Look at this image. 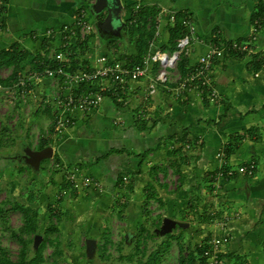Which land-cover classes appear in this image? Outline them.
<instances>
[{
	"label": "crops",
	"instance_id": "obj_1",
	"mask_svg": "<svg viewBox=\"0 0 264 264\" xmlns=\"http://www.w3.org/2000/svg\"><path fill=\"white\" fill-rule=\"evenodd\" d=\"M121 3L119 16L122 26L115 30L105 26L104 32L94 33L93 30L86 52L81 54L84 60L89 61L96 55L111 53V45L115 44L112 40L120 36L123 40L124 53L119 56L126 58L136 53V38L132 37L129 44L126 42L128 35L126 22L130 23L129 19L136 3H140L147 11L166 7L179 13L188 12L193 16L198 39L191 44L187 55L190 67L213 42L246 40L252 32L255 20L263 14L257 16L258 12L264 9V0H121ZM92 4L93 0H7L0 14V52L16 45L28 54L27 58L22 60V69L32 68L33 57L37 52L43 53L40 49L47 39L45 32L52 29L59 33L64 25L72 22V17L80 8L85 9L90 20L93 11L90 12L89 7ZM161 26L159 45L163 50L168 51L167 26L169 25L163 22ZM96 27L95 24V29L98 30ZM49 44L52 50L57 47V41ZM258 49L264 50V27L258 35ZM47 56L51 54L48 53ZM256 59V55L247 57L234 53L216 60L211 70V87L216 93L212 101L207 96L198 97L194 90L186 92L184 97L176 96L171 88L174 84L173 80L168 82L167 87L158 84L155 93L146 97L144 93L151 77L140 79L131 84V93L134 97H139L136 93L141 92L138 104L118 103L112 96H106L92 112L73 113L75 124L57 138L49 135L53 119L52 110L49 107L36 106V115L27 120L28 126L36 122L44 127L47 138L44 134L41 140L53 148V155H56L54 162L56 173H50V177L41 174L39 171L43 165L42 161L38 172L32 171L33 174H28L30 176L27 178L30 183L28 187L31 191V177L34 180L51 181L52 185L49 187L54 189V193L50 202L53 208L58 205L55 209L60 210V214L58 221L47 222L42 226L43 221L38 220V217L43 216L40 210H37L38 205L33 206L32 201L20 203L28 207L30 213H35V230L27 234L32 236L31 242L35 254L40 246L54 242L57 246L55 254H65L66 251L69 256H78L80 261L92 256L95 246L88 247L86 240H95V234L100 228L99 224H96L98 222L93 220V215L97 212L100 215L106 213L107 209L112 208L113 200L131 195L132 182L138 181V177L144 173L145 166L149 165L151 160H167L168 149L181 147L179 137L184 130H187L188 139L194 149H190V142L186 141L185 153L188 156L189 153H195L190 163L194 165L196 162L199 165L196 170L191 167L188 169L189 165H186L188 175L194 174L195 171L197 173L204 171L203 173L208 174L207 178H209L223 164L222 153L225 155L226 165L232 168L241 157L245 158L246 163L251 161L255 163L254 174L244 175L252 179L253 190L245 183L243 192L240 191L232 178L216 179L217 181L210 183L209 186L216 197L217 192L226 182L223 187L224 192L230 199L236 201L239 214L246 213L241 219L244 224L248 223L245 230L239 231L241 234L247 233L245 239L228 235L229 241L222 254L223 264H264V239L261 244L257 242V235L264 234V173H262L264 172V76L254 75L252 62H261ZM154 68L155 64L150 72L151 76L155 74ZM49 82L50 80L45 78L34 84L35 90L32 89L28 98L33 97L35 103L39 105V96L44 89L40 92L36 90L39 84L43 83L46 87ZM142 116H147L148 120H143ZM24 132L26 133L27 130ZM236 135L241 136L242 139L238 143H233L235 151L227 156L226 146L232 136ZM73 170L77 173L74 183L67 178L68 171ZM123 176L127 177L125 183ZM13 177L18 179V176ZM88 177L100 182L101 186L99 188L85 186L84 180ZM32 193L29 192V199L34 196ZM77 196L86 201L72 205L70 201ZM11 209L14 210L13 205ZM175 209L178 208H175L173 203L169 211ZM3 210L0 206V212ZM81 213L88 214L87 219L83 221V223L86 221V226L84 225L81 231L77 230L80 228L75 225L69 227V231L66 228L67 237L66 240H62L61 222L65 220L75 224V221L81 219ZM42 230L44 234L39 233ZM49 232H54L55 235L51 236ZM28 239L21 238L22 243L25 241L27 243L25 246L23 243V249H26L24 256L30 246ZM64 246L66 248H63ZM39 253L41 256V251ZM26 258L29 260L32 257Z\"/></svg>",
	"mask_w": 264,
	"mask_h": 264
},
{
	"label": "rangeland",
	"instance_id": "obj_2",
	"mask_svg": "<svg viewBox=\"0 0 264 264\" xmlns=\"http://www.w3.org/2000/svg\"><path fill=\"white\" fill-rule=\"evenodd\" d=\"M121 7V0H103V5L100 8L89 7V11H93L90 22L93 25L94 33L98 31L95 29L96 16L99 19L108 20L110 27L114 30L122 26L119 16ZM123 34L125 35V33ZM120 35H122L121 32ZM126 40L129 44L131 40L129 29ZM112 42L115 44L111 45L110 52L113 51L114 55L119 57L124 53L121 36L113 39ZM135 48H137V43H135ZM156 67L157 64H155V72ZM22 71L23 69L14 75L16 76ZM12 72V67L0 66V79L11 80L14 77ZM35 87H33L34 90ZM44 87L45 84H39L36 91L40 92ZM136 94H139V97H134L131 90L128 92L125 96L127 104L136 105L140 102L141 92ZM146 95L145 91L144 96ZM35 102L33 97L28 98L27 103H23L19 98L14 103L9 102L0 93V206L1 209H4L0 212V256L11 261H18L21 258L20 252H22L23 243L19 238L24 240L29 238L28 240H30L26 257H33L35 254L31 242L32 236H28L24 231L25 226L30 223L26 221L21 211L12 210L11 205L16 202L27 203V201H32L33 206L38 205L37 210H40L43 216L38 217V220L43 221L42 226H45L47 222L58 221L60 214V210L55 209L58 205L53 208L50 202L54 193V189L49 187L52 185L51 181L34 180L31 177V191L34 196L29 199L31 191H29L28 184L30 183L27 178H30L28 174H31L33 170L24 162L15 159L16 155L22 154V148L26 144L36 149L38 141L46 133L44 127L39 126L36 122L30 123L28 126L27 120L35 117L36 106L40 107ZM24 130L27 132L25 133ZM45 138H47L46 134ZM191 145L190 142V149H194ZM180 148V152L176 153L175 157L169 155L175 149H168L169 158L167 160H151L150 164L145 166L144 173L138 177V181L132 182L131 195L113 200L112 208L107 209L106 213L100 215L97 212L93 215V220L98 222L96 224H99L100 228L95 234V252L89 256V260L84 258L80 261L78 256H69L65 250L63 252L65 251L66 255L64 253L55 254L57 246L51 242L41 247L42 262L40 264H144L151 251L159 252V264H179L180 257L186 259L189 254L194 253L195 248L203 247L206 241L217 233L245 239L247 233L241 234L239 231L240 229L245 230L248 226V223L244 224L245 222H242L241 219L246 213L239 214L236 201L233 198L230 199L224 192L223 187L226 182L215 197L211 192V186H209L210 183L215 182L214 177L210 175L207 178L208 174H204V171L201 173L195 171L194 174L188 175L186 165H189L188 169L191 167L195 170L199 165L196 162L194 165L190 163L195 153L186 155L184 143H181ZM193 151L196 152V150ZM55 156L43 160L39 171L41 174L50 177V173H56ZM244 163L246 160L241 157L233 167L234 175L231 177L242 192L245 183L253 190L252 179L237 172L238 165ZM10 173H12L11 177ZM13 176H18V179ZM78 196L73 197V200L70 201L72 205L86 201ZM173 203L178 209L169 211ZM184 207L186 209L182 210L181 208ZM86 215L88 214L81 213V219L75 221V224L65 220L61 222L62 240H66L67 230L69 231V227L73 225L79 226L80 229L77 230H83L86 222L83 223V221L87 219ZM85 216L86 218H84ZM166 218H172L181 223L180 227L177 224L170 231H163L162 227ZM66 228L68 229L66 230ZM43 231L39 233L44 234ZM13 232L15 235H12ZM49 235L54 236L55 234L49 232ZM52 239L55 240L54 237ZM263 239L264 234L259 233L257 235L258 244H261ZM165 242H168V246H165ZM225 248L226 245L222 254Z\"/></svg>",
	"mask_w": 264,
	"mask_h": 264
},
{
	"label": "built area",
	"instance_id": "obj_3",
	"mask_svg": "<svg viewBox=\"0 0 264 264\" xmlns=\"http://www.w3.org/2000/svg\"><path fill=\"white\" fill-rule=\"evenodd\" d=\"M6 0H0V11L6 6ZM142 5L136 3L130 23L135 22L133 15L136 14ZM154 32L149 41L148 53L139 63H130L126 58H119L114 52L94 56L86 61L84 67L70 70L69 59L74 57L80 64L84 60L82 55L74 50L77 43H83L93 32V25L87 17L83 8L77 10L72 17L70 24L64 25L57 33L49 29L45 32V38L50 43L57 41V47L50 49L49 56L53 66L45 65L39 69H26L20 72L16 78L7 85L0 83V93L9 102H15L18 98L27 103L33 85L47 78L49 84L44 88L39 105L49 107L52 110L53 119L49 135L53 138L60 137L70 126L75 124L73 113L92 112L103 101L104 97L112 96L116 102L126 104L125 96L131 90V84L143 78H150L147 86L146 97L156 91V86L162 84L167 87L170 80L174 81L171 87L176 96L184 97V94L191 90L196 92L198 97L207 96L211 101L215 99L216 93L211 87V70L216 60L224 58L229 54H241L243 56H257L256 60L262 62L261 68L254 71L255 76H264V50L258 49V35L264 27V13L255 22L251 34L246 40H232L230 42H213L205 53L199 56L197 61L190 67L189 72L181 75L178 70V62L181 55H188L191 44L197 41L196 25L193 16L182 13L181 26L184 34L176 39V49L173 51L163 50L158 41L162 32V23L173 25L176 22L178 11L166 7H159L155 10ZM88 45V41H87ZM154 64H157L156 72L152 76L150 72ZM148 120L147 116L141 117ZM224 162L214 172V179L228 180L234 175V168ZM256 169L253 161L238 165L237 172L242 175L252 176ZM77 177L75 170L68 172L67 178L74 183ZM216 180V181H217ZM127 177L123 176V182ZM84 185L99 188L100 182L90 177L84 180ZM229 241L228 235L217 234L208 239L204 244V264H223L222 252ZM264 247V242H263Z\"/></svg>",
	"mask_w": 264,
	"mask_h": 264
},
{
	"label": "trees",
	"instance_id": "obj_4",
	"mask_svg": "<svg viewBox=\"0 0 264 264\" xmlns=\"http://www.w3.org/2000/svg\"><path fill=\"white\" fill-rule=\"evenodd\" d=\"M2 11H0V14L2 13ZM262 13H264L263 8L261 9V11L258 12L257 16L261 15ZM155 14L156 12L154 9L152 11H147L146 9L144 10V8H140V10L136 14L133 15V18H135V22H132V23L126 22L128 23L126 25L128 26L130 37L131 38L135 37L136 43H137L136 53L126 57V59L131 64L132 63L136 64V63L141 62L142 58L148 53L149 41L154 32ZM181 18H182V13H178L176 22L173 25L167 26L168 34H169L168 36L169 43H168L167 49H169L170 51H173L176 49V39L181 37L184 34V31L181 26ZM87 41L88 39L84 41L83 43H77V46L74 48V50L78 51L80 54H84L85 51L87 50ZM50 49L51 47H50L49 41L46 40L42 44L41 49H40L42 50L43 53L37 52V54L33 57L31 67L34 69H39L41 67H44L45 65L53 66L54 64L51 62L50 58L47 56V54L50 53ZM27 56H28L27 53L20 50L19 47H17L16 45H13L10 48L4 49L0 52V66L12 67L13 68L12 74L14 75L16 74V72H19V70H22V60L27 58ZM119 58L121 57L119 56ZM85 63L86 61L84 60L80 64L76 59H74V57L70 56L68 68L70 70L81 68V67H84L83 65ZM260 63L259 61L252 62V67L254 68L255 71L261 68L262 63L261 64ZM189 69L190 68L188 66V57L182 54L178 62V70L181 73V75H185L187 72H189ZM16 76L14 75V77L8 81L0 79V83L3 85H7L11 81H13L16 78ZM241 139H242L241 136H238V135L232 136L229 144H227L226 146L225 154L227 156L231 155L235 151L233 147V143L234 142L238 143L241 141ZM179 140L181 143H186V141L191 142L188 139L187 130L183 131L182 135L179 137ZM46 146H47V143L40 140L38 142L36 149H42ZM180 149H181L180 147H176L175 150L170 152L169 155H171V157H175L176 156L175 154L179 153ZM13 209L20 210L24 214L26 221L30 223V225L25 226L24 231H26L27 234L33 232L35 230V217H34L35 213L31 214L30 213L31 210L28 207H25L24 205L18 202L13 204ZM12 235H15V233L13 232ZM19 240L22 241L21 238H19ZM23 243H24V246L27 244L26 241ZM165 246H168V242L167 243L165 242ZM41 247L42 246H40L37 249L35 256L30 258L29 260H27L26 256H24L26 249H22V253H21L22 256L18 261H11L7 258L0 256V264H40L42 262V258L39 253ZM203 250H204V246L195 248L194 253L189 254L186 259L180 257L179 264H204L205 259L203 255ZM158 255H159L158 251H151L147 255V258L144 264H159Z\"/></svg>",
	"mask_w": 264,
	"mask_h": 264
},
{
	"label": "water",
	"instance_id": "obj_5",
	"mask_svg": "<svg viewBox=\"0 0 264 264\" xmlns=\"http://www.w3.org/2000/svg\"><path fill=\"white\" fill-rule=\"evenodd\" d=\"M103 5V0H93L92 7L96 6L97 8H100ZM96 26L98 28V31H100V24L102 26H107V28L110 27L108 20H104V22L100 23L98 22L99 17L96 16ZM101 26V27H102ZM53 156V148L52 146L48 145L42 149H33L28 145H24L22 148V154L18 155L19 160L21 162H24L26 165H28L34 172H38L40 169V163L45 160L52 158ZM16 158V157H15ZM181 225V223L176 222L172 218H166L164 220V225L162 227L163 231H170L172 227H175V225ZM86 244L88 247H94L95 246V240L94 239H87Z\"/></svg>",
	"mask_w": 264,
	"mask_h": 264
},
{
	"label": "flooded vegetation",
	"instance_id": "obj_6",
	"mask_svg": "<svg viewBox=\"0 0 264 264\" xmlns=\"http://www.w3.org/2000/svg\"><path fill=\"white\" fill-rule=\"evenodd\" d=\"M99 21H101L100 23H102V22H104V19H99L98 22H99ZM101 26H102V24H100V31L104 32L103 30H104L105 27H104V25H103L102 27H101ZM96 28H97V27H96ZM15 157L17 158V159L15 158L16 160H19L18 155H16Z\"/></svg>",
	"mask_w": 264,
	"mask_h": 264
}]
</instances>
